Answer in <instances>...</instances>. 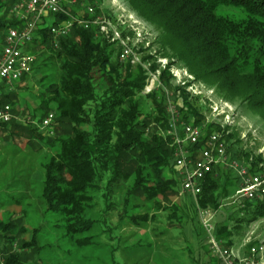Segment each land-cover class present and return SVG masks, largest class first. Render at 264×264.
Here are the masks:
<instances>
[{"label":"trees","instance_id":"obj_1","mask_svg":"<svg viewBox=\"0 0 264 264\" xmlns=\"http://www.w3.org/2000/svg\"><path fill=\"white\" fill-rule=\"evenodd\" d=\"M20 1L0 2V13L5 10L0 15V47L10 28L25 26L9 17L11 7ZM126 1L159 32L158 44L164 56L176 59L196 80L216 88L219 97L247 104L251 112L264 113V0ZM223 9L236 10L238 15H225ZM96 34L95 29L74 28L72 35L59 40L56 47L49 29L39 27L25 50L33 54V44L44 47L50 54L49 61L59 64L58 82L43 80V107L47 110L55 105V122L62 125V131L54 142L55 156L44 165L41 198L48 212L60 216L65 237L79 250L94 244L98 223L94 209L101 199L108 212L117 198L128 209L123 216L140 224L148 222L150 215L130 216L132 210L145 205L166 213L170 204L175 210L177 205L171 200L181 188L173 166L172 140L167 135L170 113L165 88L179 89L173 88L169 72L164 71L163 86L144 94L148 79L145 70L138 66L134 72L131 64L121 63L119 58L114 62L115 46L98 41ZM181 93L183 120L189 122L194 116L195 124L205 121L189 94L184 90ZM13 95L4 96L2 103L10 104L15 111ZM146 100L151 103V111L145 115ZM87 125L85 130L83 126ZM217 129L213 124L204 129L201 146L212 132L220 131ZM254 166L257 168L250 169L251 173L258 172V164ZM171 171L173 176L168 175ZM237 189L233 178L222 180L218 168L203 182L199 206L220 212L224 201ZM237 211L241 218L235 222V230L225 223L218 225L217 236L227 247L234 246L233 237L264 220V199L246 201ZM169 215L174 219L178 214L173 211ZM12 225L0 220V232L9 234ZM37 232L34 230L32 242H23L22 250L41 253ZM7 240L12 246L16 238L7 236ZM2 258L0 264H26L19 255L3 253Z\"/></svg>","mask_w":264,"mask_h":264},{"label":"rangeland","instance_id":"obj_2","mask_svg":"<svg viewBox=\"0 0 264 264\" xmlns=\"http://www.w3.org/2000/svg\"><path fill=\"white\" fill-rule=\"evenodd\" d=\"M67 1L70 2V0ZM91 6L96 8L98 16L113 15L116 19L114 23L116 27L118 24L120 26V23L116 24L120 18L122 22L128 25L131 23L144 32L148 30V46L143 44L140 47V59L143 60L144 65H150L151 70L157 71L160 68L158 58H167L161 53L158 44L160 34L126 0H77V5L71 9V12L81 15ZM221 12L230 16L238 15V12L232 9H223ZM2 14L3 11L0 15ZM122 14L124 16L119 17ZM61 17L67 18L66 16ZM46 22L49 26L53 23V19L50 18ZM97 39L105 41L101 37ZM31 49L33 54H30L36 59L32 72L13 87L15 119L9 129L0 134V220L13 224V229L9 234L0 232V250L4 251V254L11 253L21 256L26 264H221L220 260L213 255L209 240L196 219L197 216L191 206L195 204V200L190 196L189 198L182 195L180 191L171 200L175 206L177 205L175 210H172L173 204L167 205L169 210H166V213L151 210L145 205L143 209L132 210L129 213L130 216L150 215L148 222L139 221L140 224L123 216L128 209L127 207L124 209L122 203H118L117 198L114 197L115 205L108 212L101 199L94 209L96 215L94 217L98 220L93 232L94 244L79 250L68 242L65 237L64 222L61 221L59 215L46 210L41 198L45 177L44 165L52 156H55L57 142H54L62 131V125L55 121L53 137L45 135L46 133H43L44 131L40 128L45 114L48 111L55 114L56 111L55 105H52L50 110H45L46 108L43 107L42 103L46 97L43 80L48 78V81L58 82L60 69L57 62L49 61L50 54L46 48H39L33 44ZM116 51L114 62H117L119 58L118 48ZM167 59L169 65L167 69H161L157 82L156 78L149 79L148 77L144 94L149 95L158 91L163 86L162 73L169 72L173 88L179 90L172 91L165 88L166 102L168 108L173 107L178 112L181 122L202 126L203 132L211 124H231L227 126L232 132L228 137L230 138L229 157L236 158L240 161V167L249 170L257 168L253 167V163H257L258 166L263 165L264 113L251 112L247 104L237 101L229 102L219 97L216 88L196 80L194 75L176 59ZM132 66L134 72L140 66L147 73L142 65ZM171 68L177 70V73H174L175 76L177 75V80L172 75ZM183 82L186 84L188 82L187 86H183ZM181 90L189 94L193 105L196 104L197 110L205 117V121L195 124L194 116H190L189 122L183 120L180 113V109L184 107ZM150 108L151 103L146 100L144 102L145 115L151 111ZM213 109L215 111L219 109V117L213 113ZM227 116L229 119L226 118ZM214 126L218 127V125ZM83 128L86 130L89 127L87 125ZM218 128L217 130H221L220 126ZM220 170L222 180L229 177L238 183L239 179L235 171L229 166H222ZM168 175L173 176V171ZM130 184H133V181ZM236 191L231 198L224 201L223 208L220 210L226 214L224 223L230 229L236 227L235 222L241 218V213L237 211L238 203L244 204L247 201L240 199L239 202H235L237 200L234 198ZM173 211L178 215L170 219L169 214ZM36 229L38 230L36 241L42 248L41 253L37 255L34 249L24 251L21 248L23 242L33 241ZM252 232H256L257 236L264 239V220L252 224L247 231L233 237L234 247H239L245 236ZM7 236L8 239L16 238L12 246L7 245Z\"/></svg>","mask_w":264,"mask_h":264},{"label":"built area","instance_id":"obj_3","mask_svg":"<svg viewBox=\"0 0 264 264\" xmlns=\"http://www.w3.org/2000/svg\"><path fill=\"white\" fill-rule=\"evenodd\" d=\"M74 5H77V0H70V2L67 0H21L11 8L10 16L19 22H24L25 26L10 28L4 37L5 44L0 47V126L9 125L15 119L13 107L2 101L4 96L13 92L16 83L24 76L31 74L36 59L25 50L32 43L36 30L42 27L43 20L52 18L55 23L52 34L56 47L59 40L72 35L74 28L95 29L97 37L118 48L121 63L140 65V61L136 60L133 54L123 50V42L112 39V31L108 30V23H114L111 21V16L110 18L98 16L93 6L88 7L81 15L71 12V17L60 22L58 20V17H61L60 8L71 10ZM122 28L126 29L125 26ZM154 78L157 82V77ZM168 110L170 124L167 134L171 137L174 148L173 166L181 182V194L195 200V206L201 218V228L209 240L213 255L220 260L221 264H264V239L258 236V242L253 244H245L244 239L239 247H227L225 241L217 236L219 212L201 209L197 200L203 192V182L207 176L222 166L233 169L239 179L237 183L239 189L234 196L237 198L235 202H239L240 199L250 202L264 199V175L258 172L250 173L249 169L240 167L239 160L230 158L228 147L220 142L218 133L212 132L205 146H201L204 138L203 127L184 124L173 107ZM54 121L55 114L50 113L40 124L41 130L48 137L55 135ZM239 205L242 204L239 202ZM2 256L3 253L0 250V259Z\"/></svg>","mask_w":264,"mask_h":264},{"label":"bare ground","instance_id":"obj_4","mask_svg":"<svg viewBox=\"0 0 264 264\" xmlns=\"http://www.w3.org/2000/svg\"><path fill=\"white\" fill-rule=\"evenodd\" d=\"M74 6H76V5H74ZM13 7H11V8H13ZM60 15L66 16L67 18H69V17H71V10L68 8H60ZM122 16H124V15L122 14L119 17H122ZM119 17H117V19ZM102 18H110V16L109 17L102 16ZM114 18L115 17L112 15L111 21H113L115 23L116 19H114ZM46 21L45 20L42 21V28H48L52 37H53L52 33L55 30V23H52L51 25L47 26ZM114 23H108V30L112 31V39H117V41L123 42V50L128 51L129 54H133V57L136 60L140 61V65L144 66V68L147 70L146 75L149 77V79H152V76H154V77H157V80H159V76L161 75L160 74L161 69H167V66L169 65V60L167 58H160V59L158 58V63L160 65V68L157 71L156 70L153 71L150 69V65H144L142 63L143 60L141 61V59H140L139 50L143 44L146 47L148 46L147 39L149 37V31L146 30L144 32L141 28H138L131 23H130V25H128L126 22H122L120 20V18H119V21L116 23V24L120 23V26L118 24V26L116 27L114 25ZM124 26L126 27L127 30L122 28ZM132 33H134V34H132ZM4 44H5V40H4ZM134 44H135V46H134ZM172 60H174V59H172ZM129 64L135 65V63H129ZM170 71H171L173 76H175V74L177 73V70H175V69L173 70V68H171ZM175 78L177 80V75L175 76ZM187 84H188V82H187ZM187 84L185 82H183V86H185V85L187 86ZM180 85H182V84H180ZM190 89H192V88H190ZM213 111H214L213 113L217 114L219 117V115H220V113H218L219 109H217L216 111L213 109ZM226 118L229 119V116H227ZM214 125H218V127L219 126L221 127L220 131H214V133L220 134V142L225 143V145H227V147H228V140L227 139H228V137L231 136L232 132L230 131V129H228L227 126H231V124H214ZM225 129H227V132H225ZM258 173L264 175V164L263 165L261 164L258 166ZM238 188H239V185H238ZM244 239H245V244H253V242H258V240H257L258 236L256 235V233H250V234H248V236H245ZM242 241H244V240H242ZM263 261H264V251H263Z\"/></svg>","mask_w":264,"mask_h":264},{"label":"crops","instance_id":"obj_5","mask_svg":"<svg viewBox=\"0 0 264 264\" xmlns=\"http://www.w3.org/2000/svg\"><path fill=\"white\" fill-rule=\"evenodd\" d=\"M11 10V9H10ZM3 12H4V10H2ZM3 15V14H2ZM9 17H11L10 16V12H9ZM11 126V124H7V125H2V126H0V134H2L3 132H6V130L7 129H9V127ZM180 192H181V189H180ZM189 197V196H188ZM190 198V197H189ZM187 204H190V203H187ZM191 206H193L192 208L194 209V211H195V214H196V216H197V218L196 219H198V221H199V223L201 224V218H200V214H198L199 212H198V209L196 208V206H195V204H192Z\"/></svg>","mask_w":264,"mask_h":264},{"label":"water","instance_id":"obj_6","mask_svg":"<svg viewBox=\"0 0 264 264\" xmlns=\"http://www.w3.org/2000/svg\"><path fill=\"white\" fill-rule=\"evenodd\" d=\"M226 220V214L223 212H219L218 214V224H222L225 222Z\"/></svg>","mask_w":264,"mask_h":264}]
</instances>
